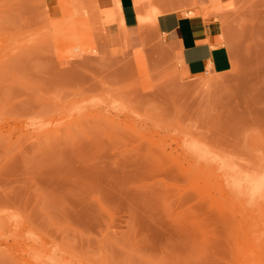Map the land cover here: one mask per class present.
I'll list each match as a JSON object with an SVG mask.
<instances>
[{"label":"rangeland","instance_id":"374dc122","mask_svg":"<svg viewBox=\"0 0 264 264\" xmlns=\"http://www.w3.org/2000/svg\"><path fill=\"white\" fill-rule=\"evenodd\" d=\"M69 1L87 10L71 33L59 0H0V264H264V194L219 196L206 163L264 182V7L212 16L236 65L202 90L188 85L217 74L183 73L153 29L144 81L90 0Z\"/></svg>","mask_w":264,"mask_h":264},{"label":"bare ground","instance_id":"6f19581e","mask_svg":"<svg viewBox=\"0 0 264 264\" xmlns=\"http://www.w3.org/2000/svg\"><path fill=\"white\" fill-rule=\"evenodd\" d=\"M72 1V0H71ZM162 2V0H131L133 13L136 18V25L134 27H129L125 23L123 8L121 0H90V7L93 8L100 16L104 18V21L112 26L115 29V34L118 36L127 47L133 48V53L131 57V65L135 68L137 75L140 78H143L144 81L149 76V67L146 64L145 54L143 52L142 46H140V42L146 38V34L150 29L155 31L157 30V17L159 15L176 11L180 12L182 15L188 17H194L197 15H201L203 18H209L215 15V13L219 11H223L227 7L231 5V1H223V0H190L191 7L188 9H181L180 6H158L156 3ZM72 3V2H71ZM68 0H59V4L61 6V10L63 12V21L64 24L67 23L71 30H82L84 25H87L86 18H79L80 13H87V10L83 7L78 8L75 4L74 8L70 7L71 4ZM79 9H84L83 11H79ZM70 11V12H69ZM69 13V14H68ZM78 14L76 17L75 14ZM61 21H59L56 25L60 26ZM60 29V27H57ZM73 34V33H72ZM166 37L165 34H162ZM94 50V49H91ZM176 61L181 66V71L186 75H189L179 53L176 54ZM236 59L233 54V68L236 65ZM206 74L212 73L210 70V66L207 65ZM217 77L205 76L199 77L195 79L192 83H189L188 87L192 89H210L212 87H217L219 84H222L225 81L224 77H220L219 75L223 73H215ZM64 118V117H63ZM45 130V124H34L32 131L34 134L42 133ZM176 142V148H183L186 152L191 153L197 157H205L204 155L207 152V146L204 144H200L195 142L194 140L179 137V139L173 138ZM163 150V149H162ZM207 159V158H205ZM195 160V159H193ZM207 164L211 165L213 172L217 175L215 178L220 177L221 183L217 186L219 196L227 195L229 198L237 196L241 193V195L245 194V191L238 188L236 189L237 184L243 183L245 187H248L251 183L253 186V201L258 200V198L262 197L264 194L261 193L263 190V180L256 178H250L247 176H240L237 171H234V168L230 166L228 163H224L220 160H212L207 161ZM231 182H230V180ZM192 180H189L191 183ZM264 212V211H263ZM254 252V250H249V252Z\"/></svg>","mask_w":264,"mask_h":264},{"label":"crops","instance_id":"0c3cea01","mask_svg":"<svg viewBox=\"0 0 264 264\" xmlns=\"http://www.w3.org/2000/svg\"><path fill=\"white\" fill-rule=\"evenodd\" d=\"M228 1V0H223ZM240 0H236L238 3ZM126 25L134 27L136 18L131 0H121ZM256 5L264 7V0ZM127 10L131 11L128 18ZM157 30L165 34L181 58L190 76L206 72L207 65L212 73H226L233 67V50L227 35L217 18H203L201 15L188 17L171 11L157 17Z\"/></svg>","mask_w":264,"mask_h":264}]
</instances>
